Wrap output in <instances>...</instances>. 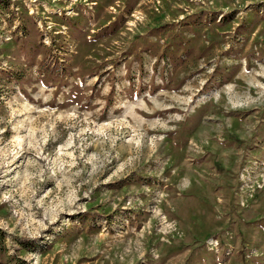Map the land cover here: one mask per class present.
<instances>
[{"label":"rangeland","instance_id":"obj_1","mask_svg":"<svg viewBox=\"0 0 264 264\" xmlns=\"http://www.w3.org/2000/svg\"><path fill=\"white\" fill-rule=\"evenodd\" d=\"M0 264H264V0H0Z\"/></svg>","mask_w":264,"mask_h":264}]
</instances>
